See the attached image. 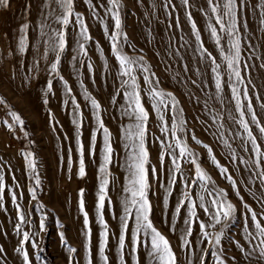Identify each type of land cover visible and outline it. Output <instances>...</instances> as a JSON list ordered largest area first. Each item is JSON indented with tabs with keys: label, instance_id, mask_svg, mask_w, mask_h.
Segmentation results:
<instances>
[{
	"label": "snow or ice",
	"instance_id": "snow-or-ice-1",
	"mask_svg": "<svg viewBox=\"0 0 264 264\" xmlns=\"http://www.w3.org/2000/svg\"><path fill=\"white\" fill-rule=\"evenodd\" d=\"M84 3L91 13V18L103 25L104 34L109 40L111 54L115 57L118 66L115 76L118 84L111 103L117 104L116 97H121L123 103L119 105L120 116L127 119V123L121 121L119 141L113 140L112 133L101 114L103 111L101 103L91 95L83 81H80L84 100L88 102L92 118L95 121L87 146V154L93 160L97 155V137L98 135L102 137L95 210L97 223L100 226L98 254L103 264H109L107 249L110 229L104 218V209L106 201L110 211L114 204L109 195V186L116 182L111 168L119 163L117 159L119 153L114 147L117 142L121 144L124 150V168L127 174L126 184L122 188V212L118 217L119 235L116 237L120 264H127L124 259L126 248L132 257L133 264H140L138 253L141 248L145 250L149 264H178L173 245L158 230L151 219L153 205L149 194L156 195L153 184L163 189L162 201L165 208L168 207L169 198L173 196L174 190L179 186V198L172 212L170 231H175L176 220L180 217L183 209L185 227L179 239L181 241L180 247L187 250L189 254V264H192L191 256L195 254L194 244L204 245L199 250V264H209V261L211 264H225L222 259L224 249L221 241L226 236V230L236 220L238 209L229 200V192L218 187L216 181L202 167L201 153L189 146V134L196 145H201L206 150L208 159L218 170L221 179L227 180L243 209L241 213L242 234L247 242V248L234 237L229 238V243L236 246L248 264H252V261H256L257 264H264V151H262L264 142H258L257 135L253 133L255 128L259 137L264 138V123H262L264 117L257 115L253 105V96L257 101H260V96L256 94V86L251 78L250 69L254 65L250 61L260 57L254 55L256 46L251 43L252 36L249 29V10L253 16L259 10L257 31L264 37V0H258L255 5L251 3V0H201L199 5L193 3L192 0H180V5L185 12V19L190 25V34L195 40V52L199 54L201 62L208 64L212 73L211 82L215 87V99L223 105L226 99L224 92L227 88L231 92L229 102H235L236 114L230 110L228 112V119L232 122L231 128L224 123H218L222 119V115L221 110H217L211 116L212 125L205 127L204 131L216 137L220 144L227 149L226 158L232 165L236 166V171H239L237 165V160H239V164L245 165L244 170L250 172L248 182L251 184L259 183L258 192H253L249 188L250 194L261 208L259 213L240 195L236 180L229 172V168L220 163L214 149L188 129V122L184 118V109L181 107L180 100L171 92H165L159 87L161 81L157 74L151 71V66L145 57L143 55L130 56L124 51V48L128 47L135 52L136 47L131 43L123 28L121 0H107L106 3L103 0H96L95 3L93 0H84ZM0 5L8 7L10 0H0ZM164 8L169 17L177 12V6L173 0H165ZM193 8L203 15L205 19L203 31L208 33V39L215 45L214 50L219 53V57L213 54V50L206 47L205 40L202 38V29L198 27L197 21L194 19ZM101 9L103 15H101ZM109 18L112 21L111 26L107 23ZM70 27L75 30L78 37L76 55L72 57V60L81 67L86 63L94 82V65L88 58L87 47L92 37L84 13L76 11L75 0H48V11L39 26V34L43 40V52L40 54V60L46 62L45 70L49 76L44 93V103H48L47 97L50 93L54 95L53 80L58 79L68 97L63 101V104L71 103V123L76 129L77 177L83 178L86 174L85 144L82 140V129L85 125L83 110L73 94L72 87L60 74L59 68L63 53L68 48V30ZM166 27L172 29L173 24L169 23ZM175 27L181 28L179 15L175 16ZM28 29V24L21 26L17 41V50L20 53L26 52L29 47ZM245 33H249V35L246 36ZM181 40L183 41L181 47L190 44L184 37H181ZM172 46L170 38L169 49ZM97 48L99 49L98 42ZM139 51L143 52V49ZM50 53L52 54L51 58L49 57ZM155 54L160 55L158 51ZM169 55H172L171 51ZM175 55L183 60L178 49ZM101 56H103L102 51ZM218 59L225 65L223 72H221L222 64L218 62ZM40 60H34L33 68L30 71L39 69ZM104 67L105 70L108 69L107 60L104 62ZM260 67L264 68V62L261 63ZM184 69L185 72L188 71L187 65L184 66ZM196 73L202 75L199 69L196 70ZM25 79L28 77L26 76ZM141 79L143 85L147 86L146 88L141 86ZM191 82L200 87L196 80ZM250 86L253 96L249 95ZM0 105H6L3 97H0ZM146 105H150L151 113ZM260 108L264 109V103H260ZM207 109L208 104L205 102V110L207 111ZM153 113L155 114V127L160 130V135L153 133L149 127L150 115ZM7 115L12 118V122L3 120L0 123L10 132H14L17 125L23 131L25 121L21 115L11 110L8 111ZM49 118L50 125L55 131V125L59 122H54L51 112ZM203 123L206 124L207 122ZM213 126H215V130H212ZM226 129L232 140L239 139L242 141L240 146L245 153L249 154L248 160H245L232 148L229 139L225 137ZM24 136H28L26 131H24ZM153 144L158 145L156 164H153L150 159V146ZM21 155L24 157L29 178L35 184V187L28 189L31 200L35 201L37 199L36 190L40 186L37 160L31 151L22 152ZM181 162H183V166ZM72 167V148L69 147V179H71ZM4 170L5 162L0 160V210L7 211L4 206V193L7 188L17 212L15 231L17 235L21 236L15 251L21 256L23 264H33L29 251L25 247V245L30 244L35 260L39 264H45L41 255L43 249L39 237L45 231L47 216L42 215L40 217L38 231H22L25 225L32 227L35 225L29 218V214L24 212L22 206L17 202V193L6 184ZM8 170L9 172L12 171L11 166H8ZM12 180L15 187L19 188L20 185L15 175H12ZM20 199H23L22 193ZM39 207L43 208V205ZM78 209L84 217L82 233L85 237L84 247L87 253V264H93L92 232L88 212L85 210L84 189H80L78 193ZM130 221L132 222L131 228ZM218 225L221 226L219 230L214 233L209 231V229H216ZM194 226H198V232L195 233L194 240H189V237L194 235ZM60 237L62 244L69 253V264H78L74 256L77 249L67 243L63 232L60 233ZM129 237L130 246L126 245V239ZM231 259L235 264H239L235 257H231ZM0 264H6V252L2 246H0Z\"/></svg>",
	"mask_w": 264,
	"mask_h": 264
},
{
	"label": "rangeland",
	"instance_id": "rangeland-1",
	"mask_svg": "<svg viewBox=\"0 0 264 264\" xmlns=\"http://www.w3.org/2000/svg\"><path fill=\"white\" fill-rule=\"evenodd\" d=\"M93 2L95 3L96 0H93ZM103 2L106 3L107 0H103ZM192 2L199 5L201 0H192ZM121 3L124 31L128 34L131 43L136 47L135 52L128 47H125L124 51L130 56L143 55L145 57V60L151 66V71H154L161 81L159 87L165 92H171L180 100L181 107L184 109V118L188 122V129L194 132L201 141L209 144L214 149L220 163L229 168V172L236 180L240 195L255 211L261 212L259 204L255 202L249 192V188L253 192H258L259 183L251 184L248 182L250 172L244 170L245 165L239 164V160H237L239 171H236V166L232 165L226 158L227 149L220 144L216 137L204 131L205 127L212 125L211 116L217 110H221L222 115V119L218 123H224L231 128L232 122L228 119V112L230 110L233 114H236L235 102H229L231 92L227 88H225L224 92L226 99L223 105L215 99V87L211 82L212 73L208 64L201 62L199 54L195 52V40L190 34V25L185 19V12L180 5V0H173V3L177 6V12L172 17L166 14L164 8L165 0H121ZM251 3L255 5L258 0H251ZM75 7L76 11L84 13L89 24L92 40L87 47L88 58L91 59L94 65V82L93 76H90L88 72L87 64L85 63L81 67L72 60V57L76 55V40L78 37L75 30L71 27L68 30V48L63 53L59 68L60 74L64 76L72 87L73 94L83 110L85 125L82 129V140L85 144L86 172L83 178L77 177L76 129L71 123V103L68 105L63 104V101L68 99V97L65 95L63 85L58 79L53 80L54 95L50 93L47 97L48 103H44V93L49 76L45 70L47 67L46 62L40 60V54L43 52V40L39 34V26L48 11V0H10V6L4 7L0 5V97H3L6 101V105H0V121L8 120L10 123L12 122V118L7 115L10 110L19 113L25 121L23 131L17 125L14 132L8 131L0 123V160L5 162L6 184L17 193V202L22 206L23 211L29 214V218L35 225V227L25 225L22 231H38L40 217L42 215L47 216L45 231L39 237L43 249L41 255L45 260V264H69V253L62 244L61 232H63L67 243L77 249V253L74 256L78 264H87V253L84 247L85 237L82 233L84 217L78 209V193L80 189H84L85 210L88 212L92 232V261L93 264H103L98 254L100 226L97 223L95 210L102 137L99 135L97 137V155L95 160H93L87 154V146L90 142L95 121L92 118L88 102L84 100L80 81H83L84 86L91 95L101 103L103 108L101 114L105 124L112 133L113 140L119 141L121 121L123 120L124 123H127V119L120 116L119 105L123 103L121 97H116L117 104L111 103L118 84L115 79L118 66L115 57L111 54L110 43L104 34L103 25L91 18V13L88 11L84 0H75ZM192 11L198 27L202 29V38L205 40L206 47L209 50H213V54L219 57V53L214 50L215 45L208 39V33L203 31L205 25L203 15L195 8ZM100 12L103 15L102 9ZM176 15L180 17V29L175 27ZM258 19L259 10H257L255 16L249 10L251 43L256 46L254 55L260 57L250 61L254 65L250 69V74L256 86V94L260 96V101H257L253 96L251 86L249 87V95L253 96V105L257 115L264 117V109L260 108V103H264V68L260 67L261 63L264 62V37L257 31ZM107 23L111 26L112 21L110 18ZM169 23L173 24L172 29H167L166 26ZM24 24L29 25V47L26 52L20 53L17 50V41L21 26ZM245 35L247 36L249 33H245ZM181 37L188 40L190 44L181 47L183 44ZM170 38L173 45L171 49H169ZM97 42L99 43V49L97 48ZM140 49H143V52H140ZM177 49L183 60L175 55ZM101 51L103 56H101ZM157 51L160 53L159 56L155 54ZM170 51L172 55H169ZM49 57H52L51 53ZM34 60H40L39 69L30 71L33 68ZM105 60L108 63L107 70L104 67ZM218 62L222 64L221 72H223L225 65L219 59ZM185 65L188 68L187 72L184 69ZM197 69L200 70L202 75H197ZM26 76L28 79H25ZM192 80H196L200 87L192 84ZM141 86L143 88L147 87L143 85L142 79ZM241 89H243V86H241ZM205 102L208 104L207 111L205 110ZM146 106L151 113L150 105ZM50 112L54 117V122H59L55 125V131L49 122ZM205 121L207 122L206 124L203 123ZM154 122L155 114L153 113L150 115L149 127L153 133L160 135V130L155 127ZM262 123H264V120H262ZM212 130H215V126H213ZM24 131L28 133L27 137L24 136ZM253 133L257 135L258 142H264V138L259 137V133L255 128ZM65 136H67V139H65ZM225 137L229 139L232 148L240 156L245 160L249 159V154L245 153L240 146L242 141L239 139L232 140L228 136L227 129L225 130ZM188 143L191 148L201 153L202 167L212 176L218 187L224 188L229 192V200L238 209L236 220L226 230V236L221 241L224 249L222 259L225 264H235L231 259V257H235L239 264H248V261L243 258L242 253L236 246L229 243V238L234 237L247 248V242L242 234L243 220L241 213L243 209L240 201L227 180L221 179L218 170L208 159L206 150L201 145H196L191 140L190 134ZM69 147L72 148L73 159L71 179H69L68 173ZM114 147L119 153L117 157L119 163L111 168L116 182L109 186V195L114 204L113 209L110 211L106 201L104 218L110 229L107 249L109 264H120L116 237L119 235L118 217L122 212V188L126 184L127 174L124 168V150L119 142L115 143ZM27 151H31L35 155L37 171L39 172L40 186L36 190L37 199L35 201L31 200L28 192L29 187H35V184L29 178L24 157L21 155L22 152ZM157 151L158 145L153 144L150 146V159L153 164L157 163ZM262 151H264V148H262ZM181 163L183 166V162ZM8 166H11V172H9ZM12 175H15L19 182V188L15 187ZM153 187L156 190V195L149 194L153 205L151 219L158 230L173 245L178 264H189V254L187 250L180 247L181 241L179 239L185 227L183 224L185 215L183 209L180 217L176 220L175 231H170L172 212L179 198V186L174 190L173 196L169 198L167 208L164 207L162 201L163 189L156 184H153ZM21 193L23 194V199H20ZM4 197V206L7 211L0 210V246L6 252V264H23L21 256L15 251L21 236L17 235L15 231L17 212L7 188L5 189ZM40 205H43V208H40ZM60 225H63V227H60ZM131 226L132 222L130 221V228ZM220 227L218 225L216 229H209V231L214 233ZM196 232H198V226H194V235L189 237V240H194ZM126 245L130 246V237L126 239ZM25 247L29 251L33 264H39L32 255L31 245L27 244ZM201 247H204V245L194 244L195 254L191 256L192 264H199L198 258ZM138 255L140 264H149L143 248L140 249ZM124 259L127 264H133L127 248ZM209 264H211V261H209ZM252 264H257V262L252 261Z\"/></svg>",
	"mask_w": 264,
	"mask_h": 264
}]
</instances>
